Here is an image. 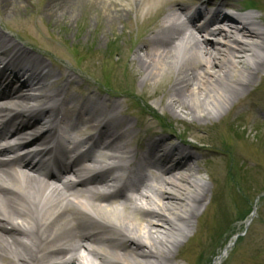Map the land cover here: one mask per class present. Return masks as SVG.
I'll list each match as a JSON object with an SVG mask.
<instances>
[{"label":"bare ground","instance_id":"obj_1","mask_svg":"<svg viewBox=\"0 0 264 264\" xmlns=\"http://www.w3.org/2000/svg\"><path fill=\"white\" fill-rule=\"evenodd\" d=\"M219 1L223 6L226 0ZM2 2L6 13L11 7V15L28 12L22 0ZM88 8L102 16V26L110 27L125 22L131 11L146 17L166 10L157 29L137 48L135 62L147 91L142 96L151 99L148 84L162 80L161 92L168 97L164 111L179 121L192 117L193 130L220 126L215 120L264 71V15L231 18L226 30L215 16L194 30L186 26L194 19L185 21L180 16L190 10L181 0H49L39 16L73 17ZM5 56L0 67L2 100L19 99L21 89L35 87L41 91L37 102L72 103L77 109L65 115L64 125L74 134L67 136V142L75 145V153L57 171H46L39 159L51 152L44 146L55 141L54 128L44 121L50 110L19 115L11 129L21 143H0V157L10 153L8 159H0V264H86L82 250L98 260L95 264H179L180 248L197 235L198 220L212 202V197L208 200L211 186L199 177L196 147L183 143L170 148L160 138L147 144L139 156L128 146L127 138L134 134L132 123L117 115L120 102L114 97L86 91L78 99L68 91L75 80L72 71L65 79L56 76L38 53L11 38L1 44L0 61ZM14 113L0 109V117ZM72 113L77 115L75 122ZM82 127L94 134L82 138ZM222 138L219 135L220 142ZM28 142L34 145L28 147ZM83 145L87 149L78 151ZM155 171L159 173L152 174ZM65 172H74L79 180L50 190L46 179L57 181ZM147 172L152 179L145 176ZM234 242L235 238L230 245ZM227 256L222 252L214 264H222Z\"/></svg>","mask_w":264,"mask_h":264},{"label":"rangeland","instance_id":"obj_2","mask_svg":"<svg viewBox=\"0 0 264 264\" xmlns=\"http://www.w3.org/2000/svg\"><path fill=\"white\" fill-rule=\"evenodd\" d=\"M22 1L28 12L18 16L10 14L11 7L6 13L5 3H0V31L8 30L36 50L56 76L65 79L72 71L75 80L68 91L77 98L86 91H99L104 97L108 94L118 99V115L134 128L128 146L139 156L147 144L160 138L170 148L183 143L196 147L199 177L211 186L208 200L212 197V202L198 220L197 235L180 248L179 264H211L235 236L239 238L222 264H264V71L254 86L215 120L220 126L193 130L192 117L179 121L164 111L168 97L161 92L162 80L148 84L151 99L142 96L147 91L135 62L137 48L151 36L153 24L161 22L165 10L146 17L131 11L125 22L110 27L102 26V16L92 14L89 8L73 17L59 13L54 19L40 18L39 12L49 0ZM196 2L182 1L187 7ZM232 3L248 7L246 15H264V0ZM195 124L206 123L195 120Z\"/></svg>","mask_w":264,"mask_h":264}]
</instances>
